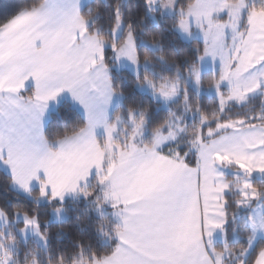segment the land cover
Wrapping results in <instances>:
<instances>
[{
    "label": "crops",
    "instance_id": "0c3cea01",
    "mask_svg": "<svg viewBox=\"0 0 264 264\" xmlns=\"http://www.w3.org/2000/svg\"><path fill=\"white\" fill-rule=\"evenodd\" d=\"M91 1L45 0L0 29V61L25 48L29 40L39 50L41 37H46L51 46L49 61L75 74L71 87L65 82L39 93L29 77L17 92H0L16 102L14 106L0 101V170L10 176L15 192L30 197L37 189L40 203L64 202L93 177L100 179V188L113 199L109 200L110 215L120 226L118 248L101 264H218L215 245L225 242V187L220 185L216 157L223 155L264 170L260 169L264 167V127L230 130L202 145L196 168L162 156L161 149L149 148L114 160L104 169L107 156L102 137L112 127V114L122 98L111 87L104 62L106 45L87 33L80 15ZM3 87L5 82L0 81ZM38 94L51 98L37 100ZM63 102L78 111L86 125L52 151L44 131L50 114ZM17 117L28 123L27 138L14 131L19 127L14 122ZM260 254L254 264H264Z\"/></svg>",
    "mask_w": 264,
    "mask_h": 264
},
{
    "label": "trees",
    "instance_id": "16d2710c",
    "mask_svg": "<svg viewBox=\"0 0 264 264\" xmlns=\"http://www.w3.org/2000/svg\"><path fill=\"white\" fill-rule=\"evenodd\" d=\"M45 0H0V29L20 14L42 6ZM148 0H92L80 15L86 23V31L107 45L104 62L110 72L112 90L122 98L121 106L112 114L111 122L121 119V126L134 133L130 122L143 124L145 141L140 147L153 148L154 135H169L175 126L182 128L177 140L163 147L159 153L177 163L196 168L202 145L230 131L227 125L240 128L264 126V95L249 97L245 104L219 105L216 96L208 90L219 81V73L204 72L200 78V91L194 90L188 80L198 67L204 44L200 40L187 42L176 31L182 14L194 0H177L174 16H164L159 10L150 12ZM246 12L240 30L244 31L247 17L252 12L264 10V0H245ZM122 22V32L117 40L113 31L117 20ZM227 17H220L225 21ZM135 41V52L141 71L138 76L127 70H116L112 47L120 48L128 35ZM151 45H157L152 49ZM150 81L156 89L167 82H177L182 88L179 97L169 109H163L148 94L139 92L137 85ZM224 89L221 95H227ZM86 122L69 103H61L50 114L44 137L52 151L59 142L78 134ZM107 160H105L106 164ZM104 165V169L107 168ZM96 177L73 198L64 202H38L39 191L33 190L30 197L15 192L10 176L0 170V209L13 219L22 213L36 219L40 231L47 240L46 249L32 241L18 244L20 252L14 255V264H82L109 258L118 248L120 226L112 219L104 191ZM233 182L231 177L226 180ZM252 188L264 203V178L251 177ZM231 191V192H230ZM225 225L222 235L224 243H217L215 250L219 264H240L237 259L248 246L251 235L246 222L249 210L241 208L242 196L230 188L223 196ZM63 209L67 219L61 223H50L51 212ZM235 235L237 240L234 241ZM264 250V241L259 240L249 253L244 264H254ZM228 255L221 259L223 253Z\"/></svg>",
    "mask_w": 264,
    "mask_h": 264
},
{
    "label": "rangeland",
    "instance_id": "374dc122",
    "mask_svg": "<svg viewBox=\"0 0 264 264\" xmlns=\"http://www.w3.org/2000/svg\"><path fill=\"white\" fill-rule=\"evenodd\" d=\"M176 3L177 0L147 1L150 12L159 10L162 15L169 17L175 15ZM245 12V0H194L187 11L182 14L176 27L177 33L183 40L187 42L200 40L204 44L203 55L188 83L194 90L201 92V75L207 71L219 73V81L208 90L207 94L216 96L221 107H225L229 103L242 105L251 96L264 95V10L250 13L245 29L241 31L240 25ZM225 14L228 17L223 23L216 20ZM121 32L122 22L118 19L113 31L114 40L120 37ZM245 39L247 40L244 50L243 41ZM151 47L155 49L157 45H151ZM251 48H254L253 53L243 55L244 51ZM112 51L116 70L125 69L135 76L139 75L141 65L137 61L135 41L130 34L122 47L113 46ZM242 56L243 60L241 61ZM235 67L236 69H234ZM136 89L141 93L148 94L163 109H169V105L176 101L182 91L177 82H167L161 88L156 89L150 81H146L143 85H137ZM224 89L228 94L223 96L221 92ZM121 122L120 118L116 119L112 127L102 137L101 147L107 156L105 164L107 166H110L114 160H124L138 154L141 149H148L146 146H139L144 143L146 137L143 124L130 122L134 129V133H130L121 126ZM224 128L228 130L247 129L236 125H227ZM181 132L182 128L175 126L169 135H163L160 132L155 134L153 148L162 149L175 142ZM261 142L264 150V138H261ZM215 168L220 174V185L225 187L224 194L231 187L234 188V192L243 198V202L240 203L241 208L250 211L246 219L251 231L248 246L237 256V259L242 261L240 264H244L256 243L259 240H264V203L261 202L257 191L251 185L252 176L264 178V170H255L242 161L228 159L219 154L215 160ZM260 169H264V167ZM229 177L233 179V182L226 181ZM109 197V193L104 194L108 206L109 200H113L112 197ZM66 219L67 215L63 209H54L49 222L61 223ZM236 240L237 236L235 235L234 241ZM29 241L39 248L46 249L47 247V240L40 231L36 219L22 213H16L14 218L10 219L0 209V264H14V259L17 258L14 255L20 252L18 244L25 245ZM261 254L264 255V253ZM218 256L215 250V257ZM227 256L225 251L222 256L220 255L219 260L225 259ZM82 264H101V261Z\"/></svg>",
    "mask_w": 264,
    "mask_h": 264
},
{
    "label": "snow or ice",
    "instance_id": "6c2138e0",
    "mask_svg": "<svg viewBox=\"0 0 264 264\" xmlns=\"http://www.w3.org/2000/svg\"><path fill=\"white\" fill-rule=\"evenodd\" d=\"M41 39L43 43L39 50L34 47L33 41L29 40L26 42L25 48L12 53L7 60L0 61V81L5 82V87L0 88V92H17L18 87L29 77L36 82L39 93L46 92L52 85L65 82L71 87L70 81L75 74L70 69L49 61L48 57L51 55L49 38L41 37ZM52 95H55V93H52ZM49 98L51 97L48 95L42 96L40 94L36 97L37 100ZM0 101L16 105V102L8 101L7 97L0 96ZM14 122L19 126L14 131H17L20 136L27 138V134L30 131L28 123L19 117Z\"/></svg>",
    "mask_w": 264,
    "mask_h": 264
}]
</instances>
